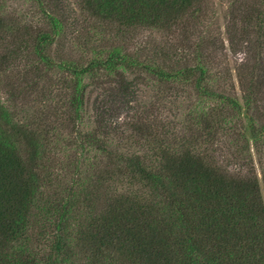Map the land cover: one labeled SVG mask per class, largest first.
<instances>
[{
  "label": "trees",
  "instance_id": "16d2710c",
  "mask_svg": "<svg viewBox=\"0 0 264 264\" xmlns=\"http://www.w3.org/2000/svg\"><path fill=\"white\" fill-rule=\"evenodd\" d=\"M30 1L0 8V264H264V0L224 36L213 0Z\"/></svg>",
  "mask_w": 264,
  "mask_h": 264
},
{
  "label": "rangeland",
  "instance_id": "374dc122",
  "mask_svg": "<svg viewBox=\"0 0 264 264\" xmlns=\"http://www.w3.org/2000/svg\"><path fill=\"white\" fill-rule=\"evenodd\" d=\"M63 6L68 7V8H75V0H59ZM214 2V14H215V25H213V30L217 29V31H221L223 32V36H224V32H225V13L227 11L228 5L226 3V1L223 0H213ZM32 7L31 1L30 0H0V8H4L5 12H14V13H20V12H28L30 10V8ZM77 13V12H76ZM88 29V28H86ZM86 29L83 30V27L78 28V31H76L75 33H71V38L73 42L78 43L81 40H86L89 43H93L98 39V43L102 44L103 40L100 39V34H98V36L93 35L94 32L92 31V33L90 31H87ZM221 29V30H219ZM73 35V36H72ZM88 36V37H87ZM87 37V39H86ZM95 37V38H94ZM97 38V39H96ZM68 40L64 41L65 45L67 46L68 49ZM148 42V44L151 45H170V44H176L178 45V38L177 36H175V34H157V33H151V32H146L144 34H142L138 40L134 43L129 44V50L131 51V53H135L136 52V47L138 45H145V42ZM138 44V45H137ZM69 48H71V45L69 46ZM76 50V49H75ZM227 56H229V61H230V65H234L236 63V60H240L242 58V56L239 57H232V55L230 54V52H227ZM157 91L154 90L153 87H142V91H141V101L143 103V105H148L150 106L151 104L156 103V108L155 110L159 111V117L160 119L164 120L165 118H167V116H169L170 120L173 119V115H179L180 116V120H182L183 117V113L186 111V108L188 107V103L185 100H182V102H179L176 106H172L171 104L168 103L167 100L163 101H159L156 96ZM96 95V94H95ZM168 106V107H173V112L172 114L167 113L168 111L165 109L164 106ZM177 108V109H176ZM168 119V120H169ZM130 120V118L124 114L120 120L119 123L124 125V122H128ZM93 127L92 122L88 123L86 126V131L91 130ZM63 134L66 135L65 136V142L64 144H60V142L58 144H55L53 146V153L55 154L57 152V157L56 160H64L65 158H67V156L69 154L72 153V150L69 146L68 148L66 147L65 144L68 145V142L71 140V132H69V130L65 129L63 131ZM69 138V139H68ZM67 139V140H66Z\"/></svg>",
  "mask_w": 264,
  "mask_h": 264
}]
</instances>
